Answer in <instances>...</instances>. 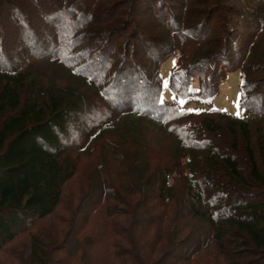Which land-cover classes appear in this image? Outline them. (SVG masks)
I'll return each mask as SVG.
<instances>
[{
    "label": "trees",
    "instance_id": "obj_1",
    "mask_svg": "<svg viewBox=\"0 0 264 264\" xmlns=\"http://www.w3.org/2000/svg\"><path fill=\"white\" fill-rule=\"evenodd\" d=\"M236 71L242 117L163 99L214 97ZM143 122L173 144L162 171ZM2 256L264 264V0H0Z\"/></svg>",
    "mask_w": 264,
    "mask_h": 264
},
{
    "label": "rangeland",
    "instance_id": "obj_2",
    "mask_svg": "<svg viewBox=\"0 0 264 264\" xmlns=\"http://www.w3.org/2000/svg\"><path fill=\"white\" fill-rule=\"evenodd\" d=\"M173 61H175V59L170 58L169 60L165 61L160 68V73H161V76H162L164 82L167 81L168 73H169L170 68L173 65ZM238 84H239V73L236 71V72L228 73L226 75L225 80L219 86L218 93L214 97L205 98V99L198 98V97H189L187 99H178V98L174 99L173 97H171V96L169 97L168 95L165 94L163 96V99L168 100V103L175 104L177 107H180V108H186V109H192V110H196V109H203V110L218 109V110L224 111L230 115L242 117V114H243L242 109L241 108L238 109L236 106V102H237L238 94H239ZM196 88H197L196 84H193L192 90H196ZM180 100L185 101L182 106L178 103V101H180ZM237 111L240 112L239 115H237ZM142 126L143 127L140 130L144 134V136H142V138H143V140H146L147 142L146 143H140L141 148L143 145H145L146 150L149 151L148 155H150V153L153 151L154 156L156 157L157 156L156 153H158V157H160V160H158V159L156 160L157 169L162 171V169L166 165H170V163L172 162L171 158L175 154V152L172 153L173 152L172 151L173 144L170 142L168 137L165 138V137H161L159 135H155L156 130L150 124L143 122ZM118 136H120V132L118 133ZM154 140L157 142L156 144L154 143ZM133 147L136 148V146H133ZM119 149H122V148L119 147ZM126 149H127V151H129L128 147ZM123 151H125V149ZM84 158H85V156H84ZM116 160H112V158H111L110 161H106V159H105V161H103V164L106 166L107 162H108V164L111 162H117L116 165L120 166L119 169L121 167H124V173H125L127 167L122 165V164H118L120 162H123L122 158L121 159L118 158ZM116 165H114V166H116ZM82 167L84 170H86V173L96 174V171L98 169V173H100V175H103V170L100 166H98V168L91 167L90 165L88 166L87 162L85 161V164ZM117 173H118V171H117ZM73 198L72 199L69 198L70 201L73 202V203H71V205L68 202H66L65 204H62L60 206L61 209H59L60 211H57L55 215L56 216H58V215L68 216L69 210L73 207V204L75 201ZM89 200H90L89 202H91L90 205H93V207L98 209V198H89ZM105 202L106 201L104 198H101L99 200V206H100L99 207L100 208L99 215H101V217H102V222L104 221L103 225H100V228L103 226L102 229L101 230H100V228L98 229V232L100 235L99 240L101 242L110 241L108 238V236L110 234L108 231L110 229L106 227L107 223H108V225H107L108 227L115 229L114 225L111 223L112 221L107 216V212L104 210ZM92 208L87 209L88 214L86 213L85 219H87L90 216L89 212L92 211ZM79 218H81V215L79 216ZM99 223H100V220H99ZM192 227H194V226H192ZM196 228L202 229L203 226L201 224H196ZM25 241L27 242V239ZM96 248L97 249L94 251L95 254L98 253V247H96ZM203 254H202V256H203L202 260H204V258L206 256H208V255L210 256L211 253L204 252ZM94 256L96 258H98L96 255H94ZM4 259H5V262H4ZM0 262L2 264H7L6 258H4L3 256L0 258Z\"/></svg>",
    "mask_w": 264,
    "mask_h": 264
},
{
    "label": "snow or ice",
    "instance_id": "obj_3",
    "mask_svg": "<svg viewBox=\"0 0 264 264\" xmlns=\"http://www.w3.org/2000/svg\"><path fill=\"white\" fill-rule=\"evenodd\" d=\"M173 66L175 67V61H173ZM242 83H243V82H242ZM164 87H167V81L164 82ZM242 96H243V91H242L240 94H238V99H237V102H236V106H237L238 109L241 107V99H242ZM174 99H175V98H174ZM161 102H163V101L161 100ZM184 102H185V101H183V100L178 101V103H179L181 106L183 105ZM189 111H194V110H191V109H190ZM195 111H198V110H195ZM180 114L182 115L183 112H181ZM239 114H240V112L237 111V115H239Z\"/></svg>",
    "mask_w": 264,
    "mask_h": 264
}]
</instances>
